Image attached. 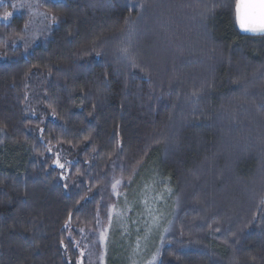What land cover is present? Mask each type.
<instances>
[{"label": "trees", "instance_id": "1", "mask_svg": "<svg viewBox=\"0 0 264 264\" xmlns=\"http://www.w3.org/2000/svg\"><path fill=\"white\" fill-rule=\"evenodd\" d=\"M236 4L43 0L39 34L0 0V264H104L118 198L156 180L153 264H264V36Z\"/></svg>", "mask_w": 264, "mask_h": 264}, {"label": "rangeland", "instance_id": "2", "mask_svg": "<svg viewBox=\"0 0 264 264\" xmlns=\"http://www.w3.org/2000/svg\"><path fill=\"white\" fill-rule=\"evenodd\" d=\"M15 1L17 3V8H22L24 10L28 9L29 13L33 16V22L38 28V31L40 32L39 34H41V32L45 29L47 22L44 16L38 13L37 7L39 2L43 0ZM49 1L55 2L57 0ZM4 2L7 3V1ZM158 181L159 180H156L153 184L150 182L151 185L144 187L145 189L143 188V192L138 193L135 190L134 192L131 190L128 194H125L124 198H118L112 209L110 225L102 235V244L104 246V264H106V257L109 260L111 250L114 245L112 230L119 225L123 226L122 221H125L126 218L132 222V230L134 231L132 232L131 230V232L128 231L126 233L123 228L121 242L128 243V240L131 237L134 238V241H132V247H130L129 243L125 245L128 249L123 248L124 250L121 251L123 257L120 255L117 259L119 260L118 262H121L122 264H153L155 262L158 253L157 248L158 245L160 246L159 241L160 239L162 240L163 234L165 233L166 227L169 223L166 222L167 217L165 214H161V217L159 216V209L157 207L160 206L163 208L167 199L171 197V191L169 187H165V185H163L165 189H161L163 190V192H161V196L158 194V197L156 192H158L162 187V185L159 186V183L161 184V182L159 181L158 183ZM121 200L124 203L125 209L122 202H120ZM129 205L132 206L130 211H128L130 209ZM134 207L136 208L134 209ZM135 212H137V214H135ZM107 264H109L108 261Z\"/></svg>", "mask_w": 264, "mask_h": 264}, {"label": "snow or ice", "instance_id": "3", "mask_svg": "<svg viewBox=\"0 0 264 264\" xmlns=\"http://www.w3.org/2000/svg\"><path fill=\"white\" fill-rule=\"evenodd\" d=\"M236 13L241 28L264 32V0H237ZM9 15L11 13H6L4 18L7 19ZM52 20L54 22L56 17L52 16ZM57 164L64 167L58 160Z\"/></svg>", "mask_w": 264, "mask_h": 264}, {"label": "water", "instance_id": "4", "mask_svg": "<svg viewBox=\"0 0 264 264\" xmlns=\"http://www.w3.org/2000/svg\"><path fill=\"white\" fill-rule=\"evenodd\" d=\"M235 15H236L237 27H238L240 33L243 36H248V37H262V36H264V32H260V31L253 32V31H250V30H246V29L241 28V26L239 24V21H238V18H237L236 7H235Z\"/></svg>", "mask_w": 264, "mask_h": 264}]
</instances>
